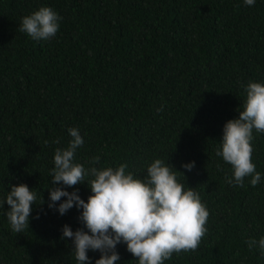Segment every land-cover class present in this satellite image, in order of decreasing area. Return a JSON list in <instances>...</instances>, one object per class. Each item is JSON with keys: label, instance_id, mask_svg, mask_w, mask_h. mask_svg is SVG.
I'll return each instance as SVG.
<instances>
[{"label": "trees", "instance_id": "1", "mask_svg": "<svg viewBox=\"0 0 264 264\" xmlns=\"http://www.w3.org/2000/svg\"><path fill=\"white\" fill-rule=\"evenodd\" d=\"M41 7L61 19L54 37L37 41L19 25ZM249 81L264 83V0H0V200L21 183L37 197L22 233L11 230L7 203L0 207V264H79L61 236L65 224L88 231L82 209L48 207L50 187L78 190L85 201L91 194L86 181L51 184L69 128L84 140L74 163L126 164L143 179L161 159L199 194L208 231L196 251L164 264H264L247 244L264 237V133L253 131L256 186L251 177L229 184L231 165L216 155ZM192 161L191 171L182 167ZM116 251L115 264H138L125 243ZM87 254L85 264L100 257Z\"/></svg>", "mask_w": 264, "mask_h": 264}, {"label": "clouds", "instance_id": "2", "mask_svg": "<svg viewBox=\"0 0 264 264\" xmlns=\"http://www.w3.org/2000/svg\"><path fill=\"white\" fill-rule=\"evenodd\" d=\"M244 3L252 6L255 0H244ZM60 19L52 8L41 7L21 18L19 31L33 40H48L58 32ZM245 92L243 105L237 109L238 118L229 119L223 126L216 155L231 165L229 184L243 186L245 177H251V185L256 186L261 175L252 162V140L254 130L264 133V83L249 81ZM161 110L162 106L157 109ZM68 132L72 137L68 147L55 150L51 184L74 188L86 181L91 194L85 201L78 190L69 192L65 187H50L48 207L55 208L61 215L73 207L82 209L79 219L88 231H73L65 224L61 236V239H71L79 264L90 261L89 250L100 252L95 264H115L120 259L116 246L121 242L126 244L127 251L138 264H164L173 253L199 248L208 231L209 211L199 194L192 187L185 189L168 165L155 159L147 166L143 179L126 173V164L116 168L93 166L86 169L83 164L73 162L74 153L84 140L78 129L69 128ZM99 161L100 157L95 156L90 163L95 165ZM194 166V161L182 164L188 171ZM86 176L91 178L86 179ZM61 197L66 199L61 201ZM36 199V193L21 183L12 185L6 198L0 200V207L5 202L9 206L6 215L13 232L22 233L29 227ZM43 203L41 198L39 204ZM247 244L250 249L258 246L264 254V237L258 241L250 239Z\"/></svg>", "mask_w": 264, "mask_h": 264}]
</instances>
